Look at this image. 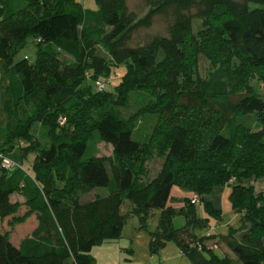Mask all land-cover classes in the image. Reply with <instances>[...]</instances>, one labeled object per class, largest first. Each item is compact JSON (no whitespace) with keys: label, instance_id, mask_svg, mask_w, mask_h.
<instances>
[{"label":"trees","instance_id":"trees-1","mask_svg":"<svg viewBox=\"0 0 264 264\" xmlns=\"http://www.w3.org/2000/svg\"><path fill=\"white\" fill-rule=\"evenodd\" d=\"M95 1L92 10L81 0H0V221L37 217L18 244L0 229V264H92L93 247L120 238L125 200L141 227L159 212L151 253L173 242L193 264H231L209 230L222 219L206 200L218 187L239 215L221 241L239 264H264V193L248 183L264 176V0H142L141 15L126 0ZM156 20L163 31L135 40ZM29 40L32 60L19 56ZM120 64L118 84L98 89ZM135 92L149 96L137 114L157 119L145 140L119 111ZM14 139L28 169L1 165ZM102 141L111 155H99ZM155 157L163 162L150 178ZM175 186L198 195L203 212L186 197L170 204ZM94 188L103 191L82 202ZM178 214L185 223L175 227Z\"/></svg>","mask_w":264,"mask_h":264},{"label":"rangeland","instance_id":"rangeland-1","mask_svg":"<svg viewBox=\"0 0 264 264\" xmlns=\"http://www.w3.org/2000/svg\"><path fill=\"white\" fill-rule=\"evenodd\" d=\"M82 4L85 8L88 9H92L95 10L98 7V4L95 0H81ZM127 5L129 7V9L136 11L138 14H143L144 11L147 10V7H143L142 5V0H126ZM251 6H254V4H251ZM144 8V9H143ZM199 28V21L194 20L193 21V29L194 31H197V29ZM157 31H163V25L160 21H155L154 25L149 28V29H145V30H140L136 36H135V40H140L142 39L143 34H151V33H155ZM34 43L32 42V40H29L28 43L26 44V46L24 48H22L19 52V56H28L30 57V59L32 60L34 58ZM100 53H103L102 49L99 47L98 48ZM63 55L62 58H65ZM199 71L201 73L202 76L206 75L207 70L209 68V64L206 60H204L202 57L199 58ZM126 70V65L125 64H120L118 66H113L112 71L109 75V78L111 79V83L109 85H107V89H113L115 87V85L118 84L119 80L121 79L122 75L124 74ZM149 96L144 93V92H135L131 95L128 104L125 107H122L119 109L120 113L122 116L124 117H129V116H135V128H134V137L139 138L140 140H145L147 139V137L149 136V134L151 133V130L156 122V117L153 115H145V114H137L138 110L144 105L145 102H147ZM3 100V96L0 93V121L1 124L4 127H7L8 124H6L8 122V119L6 117V113L4 111V106L2 103ZM60 122H63V119H61ZM249 122L252 123L251 120H249ZM12 129L14 128V122L11 121V125H9ZM14 143V147L9 151L7 150L8 154L6 155L14 164H18L22 161V159L20 158L19 155V145L22 144V142H20L18 139H14L13 141ZM98 146V150H99V155L101 156H109L112 153V147L105 143V142H99L97 144ZM6 152V153H7ZM33 155V154H32ZM31 156V154H30ZM163 162V158L161 157H155L150 163H149V177H154L157 175V173L159 172L161 165ZM23 164L27 162H22ZM264 178V176L261 177H250L248 179V183L253 186V189L256 193L259 192H263L264 191H260V190H256L255 189V184L257 183V180ZM253 182V184H252ZM259 183V182H258ZM174 188H176L174 190V195L177 194V190H179L180 188L175 186ZM216 189V188H214ZM213 189V190H214ZM182 190V189H180ZM213 190L209 193V196L212 195ZM229 188L226 189V193L225 195H223L222 198V219L219 221V224L214 223L215 226L210 228L209 230L214 232L215 234L221 235V232H224L227 230V226L230 225L233 226L234 228L237 227L239 225V215L234 212L231 208V204L228 198V194H229ZM101 191H103V188H94L88 192H86V194H84L81 198V201H88L90 199H92L96 194L101 193ZM206 197L207 201L211 202L210 198ZM188 198L189 201L194 204V205H198V210L202 213V209H201V198L198 195L195 194H189L188 192H185L183 197H177V196H173L171 197L170 203H173V206L179 207L180 204L183 205L184 203V198ZM17 199H21L18 194H13L12 195V200H17ZM180 203V204H178ZM212 204V202H211ZM213 206V204H212ZM214 207V206H213ZM131 202L129 200H125L123 202V204L120 207V212L121 214L126 215L125 217V223L122 229V234L120 236V238L116 241H105V242H113L110 245H114L112 248L114 249L113 252L115 254L114 257H118V250H117V246H122V247H126V248H132L133 252L131 254V258H135L138 260H143V263H149L151 260V262H154L155 259H157L158 256V252L157 253H151L150 251V245H149V239L150 238V232H153L157 225H158V220H159V212L153 211L150 213L148 220L146 221V226L145 227H141L140 223H139V219L136 215H133L131 213ZM215 208V207H214ZM219 211H221L218 208H215ZM26 210L24 205H21L18 214H22L24 211ZM237 214V215H236ZM8 220V219H7ZM36 223H37V217L36 214L33 213L31 214L28 218H26V220L23 223L20 224H16L13 226V228H11L10 226L7 225L6 220L4 221H0V229L1 230H11L10 231V237L13 243H19V241L24 238L27 235H30V233L32 232V230L36 227ZM185 223V219L182 215L178 214L175 215L173 218V224L175 227H180ZM229 223V224H228ZM238 223V224H237ZM236 224V225H235ZM208 232V229L204 228V229H198L196 231V233L198 234V236H202L204 233ZM240 232L238 231L235 235L236 237L240 236ZM217 237V236H216ZM172 244L171 247L168 249L167 253L169 255V257H173L174 253L170 250H172V247L175 248V244L172 242L170 243ZM213 245V252L215 254H217L220 257L223 256H229L231 258V264H239V261L237 260V258L227 249V247L224 245V243L221 241V239H216L215 241L212 242ZM117 250V253H116ZM126 252H122L119 254V256L124 255V257L127 256ZM205 256H209V254L206 252L204 253ZM130 255V254H129ZM171 261V262H170ZM68 264H74L71 259L68 260ZM168 264H193V262L187 257L184 256V258L182 259H174V258H169V263Z\"/></svg>","mask_w":264,"mask_h":264},{"label":"crops","instance_id":"crops-1","mask_svg":"<svg viewBox=\"0 0 264 264\" xmlns=\"http://www.w3.org/2000/svg\"><path fill=\"white\" fill-rule=\"evenodd\" d=\"M30 158L32 159V157H30ZM22 161L20 162L21 164H23ZM23 166L26 169H28V164L27 163H26V165L24 163ZM252 184H253V182H252ZM254 186H255V189L256 190L264 191V178H261V179L257 180V183ZM175 189L176 188H173L171 195L177 196V197H183L184 196L185 191L180 190V189L177 190V194L174 195V190ZM226 189H227L226 187H218V188H216V189L213 190L211 196L208 195L209 198L211 197L210 198L211 199L210 201L212 202L213 206L215 208L220 209L221 212H223V210H222V208H223L222 207V204L223 203H222L221 200L223 198V195H225V193H226ZM18 196L21 199H17V200L20 201V202H23V200H24L23 197L21 195H19V194H18ZM13 201H15V200H13ZM170 204L173 205L172 202ZM178 204H180V203H178ZM7 219L8 218L4 219V221L6 220V222H7ZM216 223L219 224V222H216ZM36 225H37V223H36ZM227 227H228L227 230L224 231V232H221V235H217L216 234L217 235L216 239H220V236L227 234V232H229L230 228L233 227V226L230 227V225H228ZM10 239H11V237H10ZM148 239H149V242L148 243H150L151 236ZM111 243H113V242H105L104 241L100 245H97V246H95V247L92 248L91 253H90L91 254V263L92 264H168L169 263V258L182 259V258H184V256H186L185 254L182 253V251L180 250V248L174 243L175 244L174 245L175 248L172 247V250H170V251H172L174 253V256L173 257H171V256L169 257L167 251L171 247L172 244H170V243H172V242H167L164 245V247H162V248H160L158 250V253L156 252L158 254V256H157V259L154 260V262H151L152 261L151 260L149 263H146V262L143 263V260H138V259H135V258H131V254L133 252V249L132 248L122 247V246H120V244H119V246H117L118 257H114L115 256V254L113 252L114 249L112 248L114 245L113 244L110 245ZM14 244H16V243H14ZM117 250H116V253H117ZM122 252L129 253L130 255L127 254L126 257H124V255H123V257L122 256H119L120 253L122 255ZM70 259L74 263L73 259L72 258H70ZM67 264H68V262H67Z\"/></svg>","mask_w":264,"mask_h":264},{"label":"built area","instance_id":"built-area-1","mask_svg":"<svg viewBox=\"0 0 264 264\" xmlns=\"http://www.w3.org/2000/svg\"><path fill=\"white\" fill-rule=\"evenodd\" d=\"M111 83V81H110V79L109 78H107V79H105L104 81H97L96 82V86H97V88L98 89H103L106 85H108V84H110ZM2 157V162H1V165L3 166V167H5V168H9V167H11V166H13L14 165V163L9 159V158H7L6 156H1ZM210 233L209 232H207L206 233V235H209Z\"/></svg>","mask_w":264,"mask_h":264}]
</instances>
